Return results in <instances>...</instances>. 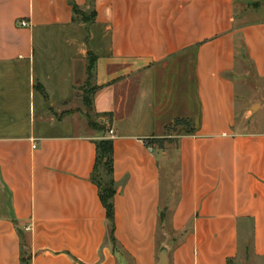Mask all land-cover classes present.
<instances>
[{"label":"crops","instance_id":"0c3cea01","mask_svg":"<svg viewBox=\"0 0 264 264\" xmlns=\"http://www.w3.org/2000/svg\"><path fill=\"white\" fill-rule=\"evenodd\" d=\"M164 245L264 264V0H0V264H160Z\"/></svg>","mask_w":264,"mask_h":264},{"label":"trees","instance_id":"16d2710c","mask_svg":"<svg viewBox=\"0 0 264 264\" xmlns=\"http://www.w3.org/2000/svg\"><path fill=\"white\" fill-rule=\"evenodd\" d=\"M73 11L75 15H80L79 10L73 5ZM91 58V56H90ZM90 77H91V65H90ZM92 91V90H91ZM90 91V92H91ZM188 126L189 122L177 121L175 126ZM102 169L108 180L98 176L99 170ZM112 174V145L109 141H101L97 144V160L93 175V181L99 189L100 200L107 210V215L110 220L113 217V206L112 199L115 195V190L113 188V183L109 179Z\"/></svg>","mask_w":264,"mask_h":264},{"label":"water","instance_id":"95a60500","mask_svg":"<svg viewBox=\"0 0 264 264\" xmlns=\"http://www.w3.org/2000/svg\"><path fill=\"white\" fill-rule=\"evenodd\" d=\"M168 246L164 245L162 247V250L160 252V264H168Z\"/></svg>","mask_w":264,"mask_h":264},{"label":"rangeland","instance_id":"374dc122","mask_svg":"<svg viewBox=\"0 0 264 264\" xmlns=\"http://www.w3.org/2000/svg\"><path fill=\"white\" fill-rule=\"evenodd\" d=\"M98 172H99L98 176L108 180V177L106 176L105 172L102 169H100Z\"/></svg>","mask_w":264,"mask_h":264},{"label":"built area","instance_id":"2783aa9c","mask_svg":"<svg viewBox=\"0 0 264 264\" xmlns=\"http://www.w3.org/2000/svg\"><path fill=\"white\" fill-rule=\"evenodd\" d=\"M21 25H22L23 27L27 26V24H26L25 22H22ZM113 136H114L113 132L110 131V132H109V137H110V138H113Z\"/></svg>","mask_w":264,"mask_h":264}]
</instances>
